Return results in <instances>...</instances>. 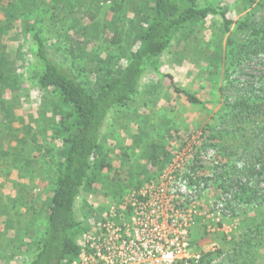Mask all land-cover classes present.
Returning a JSON list of instances; mask_svg holds the SVG:
<instances>
[{
  "label": "trees",
  "instance_id": "obj_1",
  "mask_svg": "<svg viewBox=\"0 0 264 264\" xmlns=\"http://www.w3.org/2000/svg\"><path fill=\"white\" fill-rule=\"evenodd\" d=\"M107 1L123 2L0 0L1 110L8 121L18 105L16 97L6 104L2 93L6 89L16 95L20 90L17 62L29 37L36 88L50 97L54 134L61 141L45 233L29 264H70L78 257L81 247L76 238L83 227L75 216V201L81 191H92L101 171L111 167L100 144L109 111L137 94L148 69L161 73L160 57L178 32L211 14L221 16L226 35L224 45L218 42L216 47L223 49L227 62L218 87L222 108L196 136L187 170L197 185L202 182L214 201L220 202L223 218L242 219L239 233L228 241L227 249L202 253L198 264H255L264 244V0H245L247 7L257 6L263 12L249 11L237 20L214 7H200L198 0H146L139 9L146 23L127 60L98 66L96 80L86 86L53 58L40 24L45 22L58 33L66 54L71 51L76 56L75 50L85 54V47L95 44L100 31L93 22H79L77 14L82 18ZM215 57L219 56L212 51L207 58L212 75L220 74L219 63L212 61ZM162 74L169 78L174 92L191 103H201L196 95L179 88L171 73ZM178 132L180 151L187 141ZM35 137H31L33 142ZM173 155L165 144H148L141 157L144 163L137 170L139 176L126 175L127 186L138 188L149 181L168 166ZM120 172L118 169L112 176L115 193L122 191L118 188L123 178Z\"/></svg>",
  "mask_w": 264,
  "mask_h": 264
},
{
  "label": "rangeland",
  "instance_id": "obj_2",
  "mask_svg": "<svg viewBox=\"0 0 264 264\" xmlns=\"http://www.w3.org/2000/svg\"><path fill=\"white\" fill-rule=\"evenodd\" d=\"M145 2L146 0H123L121 4H113L114 1H107L101 7L92 8L90 13L81 15L82 18L77 14L79 22H93L100 31L95 44L85 47V54L75 50L76 56L71 51L67 55L63 49L64 40L58 33L45 22L40 27L44 29L43 34L53 58L63 67L71 69L77 79L87 86L86 83L96 80L98 66H111L116 59L117 63L127 60L136 46L137 35L146 23L141 18L142 12L139 14V9ZM198 5L225 11L232 20L246 16L249 11H255L256 15L263 12L257 6L247 7L245 0H198ZM222 31V19L218 14L188 23L161 55V73L148 69L141 78L137 94L109 111L102 127L100 144L107 152L111 167L101 171L92 191H81L74 206L75 216L83 227V232L76 241L88 256L85 264H91L92 260L98 261V258L92 259L90 236L96 235V223L104 218L108 210L111 209L113 214L122 210L124 198L135 188L127 186L125 179L131 172L138 178L137 170L144 163L141 157L147 145L152 142L165 144L173 151L172 158L176 159L180 143V139L176 138V131L182 135L183 141L189 142L188 137L191 136L190 140L193 142L200 129L222 108L218 87L223 83L227 62L223 57V49L216 48L218 42L224 45L226 35ZM31 47L30 38H25L20 48L22 56L17 62L21 78L20 90L16 95L6 89L2 93V100L6 104L10 97H16L18 105L8 121L0 107V264L30 263L37 242L45 233L47 207L56 175L55 162L61 147V141L54 134L52 126L50 97L36 88ZM212 51L219 56L212 61L219 63L220 74L212 75L210 72L211 66L207 58ZM166 72L174 76L179 88L196 95L201 103H191L184 95L174 92L169 78L162 74ZM32 135L36 136L34 142ZM118 169L123 177L118 186L121 193H115L116 187L111 184L112 176ZM172 171L173 168L170 167L162 175ZM180 172L183 176L189 174L186 168H181ZM199 202L204 210L208 209L214 202L211 191L204 192ZM127 210L128 208L123 211L124 216L130 222L133 214L130 215L131 212ZM179 212L181 211L170 215L166 211L161 218L163 223L159 226L162 238L176 236L178 239H174L172 244H164L163 255L160 257L147 255L131 258L132 264H174L173 259L180 263L198 252L202 255L209 251L227 249L229 240L217 241L219 237L223 239V234L219 231L223 224L218 226L215 221L206 220V217L197 218L198 221L193 226H200L203 237H207L206 242H209L207 247L201 248L199 242L193 239L192 227L188 233L192 250L183 247L179 241V230L174 226L180 219H185L184 214L180 215ZM167 219L171 221L170 225ZM233 219L240 221L242 218L239 216ZM205 225H209V228L206 229ZM148 233L150 232L145 231V235ZM126 234L136 238L135 230H125L121 235ZM224 236L226 238V234ZM115 261L114 258L113 263ZM100 264L108 263L102 260Z\"/></svg>",
  "mask_w": 264,
  "mask_h": 264
},
{
  "label": "built area",
  "instance_id": "obj_3",
  "mask_svg": "<svg viewBox=\"0 0 264 264\" xmlns=\"http://www.w3.org/2000/svg\"><path fill=\"white\" fill-rule=\"evenodd\" d=\"M195 141L196 139L193 142L192 139H189L184 148L176 152L177 158H172L168 164V168H173L172 172L162 175L168 169L166 168L140 187L133 188L131 193L124 198L121 211H115L113 214L110 209L105 213L104 218L96 223L97 233L93 237L90 236L92 240L90 246L93 249L92 259L98 258V261L92 260L91 264H100L102 260L108 264H132L131 258L163 255L162 246L172 244L174 239V241L178 239L176 236L165 239L159 234V226L163 223L161 218L166 214V211L170 215H175L178 210L181 211L180 215L184 214L185 219H180L174 226L179 230L180 244L187 249H191L192 246L188 233L191 227L197 223V218L206 217V220L211 219L218 226L221 225L223 213L220 202L214 201L208 209L204 210L199 199L204 192H207V188H203L202 182L197 185L190 171L186 176L180 172L181 168L187 169V165L191 161L192 144ZM126 208L129 213L131 212L130 215L133 214L132 223L124 216L123 211H126ZM167 223L170 225L171 221L167 219ZM205 227L208 229L209 225H205ZM125 230H132V232L135 230L136 238L128 234L121 235ZM145 231L150 233L145 235ZM80 247L81 251L78 257L70 264H85L88 256L83 247L81 245ZM169 255L172 256V253ZM114 258L116 263H113ZM200 259L201 253L198 252L193 254L190 259L186 258L180 263L177 259H173V261L174 264H198Z\"/></svg>",
  "mask_w": 264,
  "mask_h": 264
},
{
  "label": "crops",
  "instance_id": "obj_4",
  "mask_svg": "<svg viewBox=\"0 0 264 264\" xmlns=\"http://www.w3.org/2000/svg\"><path fill=\"white\" fill-rule=\"evenodd\" d=\"M222 224L223 227L220 228L219 231L221 234H223V239L219 237L220 239H218L217 241L226 242V240H230L231 238L237 236V234L239 233V220L233 219L232 221L231 219L223 218ZM224 234H226V238ZM192 236L195 241L199 242L201 248L205 249L207 247L209 242H206L207 237H203L202 231L200 230V226L195 225L192 227ZM255 264H264V244L259 250L258 258Z\"/></svg>",
  "mask_w": 264,
  "mask_h": 264
}]
</instances>
